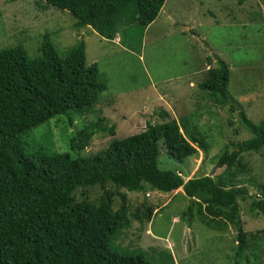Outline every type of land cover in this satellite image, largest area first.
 Returning <instances> with one entry per match:
<instances>
[{
    "label": "trees",
    "instance_id": "16d2710c",
    "mask_svg": "<svg viewBox=\"0 0 264 264\" xmlns=\"http://www.w3.org/2000/svg\"><path fill=\"white\" fill-rule=\"evenodd\" d=\"M40 1L71 13L79 29L92 27L106 40L118 44L119 39L122 46L136 25H151L166 2ZM39 49L37 58H30L23 46L0 50V264H152L141 246L123 248L120 239L133 221L149 224L162 209L148 203L149 192L170 194L179 189L190 200L182 220L190 215L224 234L234 229L235 261L243 258L250 264L255 257L257 264H264V232L249 235L243 221L246 208L264 218V183L252 184L255 191L251 193L241 180L248 174L243 155L264 150V120L253 123L242 112L241 123L252 137L233 151L226 145L216 156L214 165L224 171L185 181L183 172L162 170L161 158L164 151L168 158L183 163L200 152L209 153L211 148L197 127L199 116L180 114L174 107L182 115L177 120L172 117L174 110L162 108L156 111L160 119L149 121L143 132L114 138L116 127L105 118L84 125V114L94 110L108 90L99 67L87 64L85 42L79 41L61 56L45 34ZM216 63L199 88L226 108L232 104L228 93L232 72L225 62ZM262 68L233 71L238 76L234 86L245 81L248 84L241 88H261ZM63 117L72 128L77 118H83L84 126L74 131L69 150L37 153L25 163L22 138L51 120L61 125L66 121ZM99 134L112 139L103 148L87 150ZM108 185L117 191H110ZM95 186L105 191L99 203L78 200L80 189ZM126 192H143V204L133 210ZM130 249L137 255L130 256ZM149 254L151 261L176 264L168 248H152Z\"/></svg>",
    "mask_w": 264,
    "mask_h": 264
},
{
    "label": "rangeland",
    "instance_id": "374dc122",
    "mask_svg": "<svg viewBox=\"0 0 264 264\" xmlns=\"http://www.w3.org/2000/svg\"><path fill=\"white\" fill-rule=\"evenodd\" d=\"M75 23L71 13L40 0H0V50L23 46L30 58H37L41 55L43 35L48 34L58 53L66 56L83 40L87 64L99 67L101 82L108 88L94 110L84 114V125L105 118L107 124L116 127L117 139L143 132L149 121L160 119L156 111L162 108L172 112L177 107L180 114L199 116L197 127L211 148L209 153L200 152L181 163L163 151L162 170L178 171L180 175L183 172L187 181L209 175L215 167V177L224 171L214 165L222 149L228 145L233 151L252 137L242 125L240 114L243 112L256 124L264 120V79L258 80L261 88H241L248 84L245 81L235 87L238 76L233 73L237 69L262 67L264 71V0H166L151 25H136L130 39L124 41V50L119 39L118 44L112 43L92 27L79 29ZM218 60L228 64L232 72L228 88L232 104L226 108L216 105L199 88L208 69L216 67ZM231 106L235 107L234 112L229 111ZM180 114L175 111L172 117L178 120ZM63 119L66 121L61 125L54 119L22 138L25 163L37 153L63 154L69 150L74 131L84 126L83 118L76 119L74 128L67 118ZM111 139L109 134H99L87 150L103 148ZM243 157L248 174L242 175L241 180L253 193L252 184L264 183V150ZM107 189L117 191L112 185ZM126 194L133 210L145 200L143 192ZM76 196L97 204L105 191L95 186L80 189ZM147 196L151 206L162 209L149 224L133 221L120 239L123 248L130 244L141 246L152 264H160L159 260L151 261L149 254L150 249L157 247L170 249L176 264H245L243 258L235 261L234 229L224 234L190 215L185 221L181 219L190 203L183 189L170 194L149 192ZM244 211L248 234L264 232V218L251 215L247 208ZM261 248L264 250V245ZM128 253L137 255L132 249ZM250 264H257L255 257Z\"/></svg>",
    "mask_w": 264,
    "mask_h": 264
},
{
    "label": "water",
    "instance_id": "95a60500",
    "mask_svg": "<svg viewBox=\"0 0 264 264\" xmlns=\"http://www.w3.org/2000/svg\"><path fill=\"white\" fill-rule=\"evenodd\" d=\"M216 168L214 167L209 176H212L215 173Z\"/></svg>",
    "mask_w": 264,
    "mask_h": 264
},
{
    "label": "crops",
    "instance_id": "0c3cea01",
    "mask_svg": "<svg viewBox=\"0 0 264 264\" xmlns=\"http://www.w3.org/2000/svg\"><path fill=\"white\" fill-rule=\"evenodd\" d=\"M112 43H114V42H112ZM120 45V44H119ZM122 49L124 50L125 48L122 46Z\"/></svg>",
    "mask_w": 264,
    "mask_h": 264
}]
</instances>
